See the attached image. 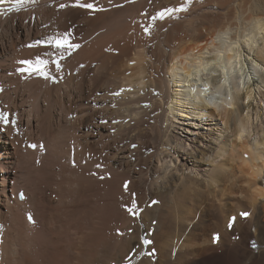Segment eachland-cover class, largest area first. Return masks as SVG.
Returning <instances> with one entry per match:
<instances>
[{
    "label": "bare ground",
    "instance_id": "1",
    "mask_svg": "<svg viewBox=\"0 0 264 264\" xmlns=\"http://www.w3.org/2000/svg\"><path fill=\"white\" fill-rule=\"evenodd\" d=\"M248 1L244 0L247 5L245 3V5L242 6L240 3L241 0H168L166 1L169 2L167 5H174L178 6L179 9L181 8L182 16L180 17V21H176L178 24L175 22L177 25L174 24V27L170 26L172 28L168 29L169 25H172L175 20L171 22V24H169V22H163L164 27L158 29V31H156L157 33H154V35L156 34L157 36H150L151 34L146 36L145 34H147V32L143 34V36H138L137 34L136 38V32H133L134 30L130 29L128 25L125 26L127 24L125 22L122 23H125V25L122 26L120 25L121 22L117 20V23L119 22L117 26L119 25L120 27H116L118 30L114 29L115 27H112L114 25L109 23L110 20L108 22L105 20L107 16L105 17L104 15L109 16V13H102L100 11L101 6H98L99 10L98 8L96 9L101 13L98 11L96 14H93V12L92 14L88 13L90 18L86 16V20L90 19V21L95 22V24L99 23L98 20H104L106 21L105 24L109 23V26L112 25V28L109 27L108 30L102 23L104 28H106V31L102 33L97 32L99 36L97 35V38H92L93 40H91V44L89 45L90 49L82 51L78 54L79 56H76V59L74 58L77 60L79 57L80 61L85 64L86 67L80 73L81 79L73 77L72 79H69L70 82L67 85H63L65 86L64 94L68 96L67 100L69 101L68 104L70 105V109L66 110L67 107L64 105L65 102L63 103L65 109H63V106L59 108L58 105L55 108L54 104L50 105L48 102L49 99H41L43 102H39L40 98L39 100L37 99V101H31L27 107L24 118H22L23 120L21 121V126L23 124V127L27 129V132L38 133V128L42 127L39 126L42 123H39V118L41 119L40 115L45 113V116L48 117V121L50 120L49 123L52 122L55 125H58L57 128H60L61 130L73 131L72 134L79 147L78 150L81 148L94 150L95 146H98L101 151L100 155L109 162V166L113 173L120 176H124V174L127 175L128 171L130 173L133 164H130L131 162L129 163L128 160L135 163L137 160L136 158H139L144 154L143 147H146L145 145H147H144L145 139L151 141L148 142L152 144L153 153L152 155L150 154L151 156L149 158H145L148 159L147 161L149 163L146 160V162H144V158L141 159L140 157L141 161L139 160V163L137 162V165H135L137 168L143 165L142 162L148 163V166H150L154 157L159 160L161 154L167 153L168 149H170L169 146L171 141L167 139L166 129L168 128V124H172L175 121H172L173 119L187 121L190 118H193L194 121L199 122L197 125H201L200 123L203 121L212 119L215 122L217 121L216 125H219L221 129L226 133H229V135L226 138L224 137L225 139L223 138L216 148L217 153L216 157H214V160L216 161L211 163L212 165L214 162L217 163H214L213 170L208 176L207 185L203 180L201 183L200 179H196L197 177L195 179L188 177L184 179L172 177L166 182H163L161 189L157 190L156 188H152L154 187L153 185L158 182H155L152 176L148 177L145 183L150 180L149 185L148 187L147 184L144 186L145 198H142L147 199L149 197L151 198L150 201L156 199L157 202L159 201V204L154 206L151 204L149 205V202L148 205L144 207L145 204L142 202L144 199H142L141 196H139V201L142 203L139 201V204L135 203L137 204L136 211H141L142 221L141 224H137L138 222L134 221L132 224L134 226L133 231H131L133 232L131 238L134 242L129 238L128 246H124L126 248L124 255H126V257L129 256L128 261L126 262L127 264H264V127L258 126V123H255L259 122L260 118H263V113L260 111L261 107L259 101L257 104L259 106L254 107L253 105V102L255 99L257 100L258 95L261 96L263 94L264 97V92L261 91V89L264 90V0ZM70 2L69 5L71 4ZM15 3L16 0H0L1 21L4 15L10 12L9 9L13 8ZM108 4L109 3H107V5ZM142 4L139 5L141 8H143ZM148 4L146 3L143 5L146 6ZM69 5H67V7ZM139 6L137 5V7L134 8L138 9ZM117 7H119V5ZM33 8L36 9L39 7L35 6ZM129 9L130 12L133 11L131 10L133 8ZM148 9H150L149 5ZM29 11L31 10L29 9ZM75 11L77 12V10ZM75 11L73 12L71 9L72 13H75ZM136 11L137 10H134L133 13H137ZM11 12H13V10ZM11 12L9 14H11ZM53 12H51V15ZM117 12H119V10H117ZM42 14L44 15V12ZM29 16L31 17V15ZM7 20L8 19H6V21ZM47 20L46 22L43 21V23H48ZM112 20L113 18L111 19V22ZM21 23L23 24V22ZM0 26V29L2 30V25ZM47 26L49 25L47 24ZM121 26L128 31L123 30L124 28L120 31L119 29ZM9 27L11 28V26ZM13 29L14 28H12V30ZM99 29L100 28L97 30ZM27 30L29 34V29L27 28ZM94 30L89 31L94 32ZM173 31L180 35L178 38L177 36L176 38H173L176 42L175 44L171 41L173 40L171 35ZM29 35L25 38H29ZM72 40L73 39H71V41ZM170 42L173 45L169 47L168 43ZM23 44L24 43H22V46L25 45ZM13 45L14 44H11V48ZM18 49L19 48H17V50L14 49V52L20 51V49ZM21 49L24 50L25 48L21 47ZM107 49L110 50L106 52ZM33 50L34 48H30L29 51H27V55L28 52L32 54L31 52H33ZM26 51L22 52L23 54L18 52L16 54H18V56H23ZM11 52H13V50ZM8 56L11 58V54ZM15 58L18 57L16 56ZM22 59H25V57ZM17 60L16 62H18ZM12 61L14 62V60ZM8 62L6 63L8 64ZM91 62L93 64L96 62L97 65H93V67L91 66ZM98 62L100 63L98 64ZM70 63L68 64L70 65ZM14 64L16 65V63ZM81 66L83 67L84 65ZM1 67L2 65L0 68ZM75 72L73 73L74 76ZM77 72H79V70ZM77 74L75 77H77ZM19 76L17 77L19 78ZM10 78L12 77L7 79L10 80ZM25 78L27 82L25 84L26 86L33 82H36L37 84L42 83L38 81L36 79L37 77H34V75L26 76ZM18 80L19 79L16 81ZM49 82L50 79L46 83ZM46 83H44L45 86L48 85ZM17 86L15 89L16 91H18L17 88H19ZM61 86L59 87V90H61ZM28 88L29 87H27V90ZM32 90L33 88L31 91L29 88L30 93H35L34 91L32 92ZM98 91H100V96L95 97V100H92L99 102H95L96 105H100L99 109H94L89 105L88 107H83L82 104L90 99V95L92 96ZM86 93L89 95H86ZM117 93L119 94L117 95ZM44 95H46V92ZM11 96L12 95H10V97ZM33 97L35 98V96ZM11 98L10 100H13L12 104L16 105L19 100L17 101L15 97ZM89 104L91 105V103ZM50 106H52L51 109H49ZM5 107H7V104ZM8 107L10 106L8 105ZM95 118H100L102 123L108 122V124L103 123L104 125L101 126L93 125V120H95ZM36 120L37 125L35 126L34 121L36 122ZM114 122L117 123L115 127L113 126V124H115ZM24 123L26 124L24 125ZM45 131H47V128ZM112 131L113 133H111ZM60 133L61 132L58 131V134ZM62 134L65 137L66 133L64 134L63 132ZM13 135L11 136L7 133L4 128L0 129V171L10 166L14 167L13 160L17 159L19 152L22 153V151H19V149L15 147L17 142L15 138H12ZM61 135H57V137H60ZM125 136H128V138L131 137L129 143H132V145L135 141H140L142 146H138L137 151L136 149L135 151L132 149H127L125 151L122 147H119L120 143L124 142L126 139L124 138ZM74 137H72V139ZM56 138H53L52 140L49 138L51 141L48 139L46 141L47 143H43V145L45 144L47 151L49 150L47 153L53 154L54 157H61V161H56L59 162L60 165L63 158L61 156V151L56 148L58 146ZM218 139L219 138H217V140ZM40 143L41 142L37 143V145L41 146ZM41 150H43V147ZM30 151L34 155L40 154H37L38 149L32 150L30 148L28 152ZM119 151L121 154L126 155L125 159H121L118 154ZM160 152L161 154L159 155ZM42 155L43 154L41 153V156ZM65 155L67 154L65 153L64 156ZM200 155L201 156L197 157L190 154L188 157L191 158L190 161L194 162V164L201 163L202 161L206 163L205 160L207 154L202 152ZM47 156L48 155H44V159L48 160L49 157ZM36 157L37 156L34 158L36 159ZM41 158L43 159V157ZM219 158H222L223 160L218 161ZM31 159L34 161L33 158ZM25 160L26 157L24 158V161ZM28 160H30V158ZM52 160L54 161V158H52ZM26 162L28 161L26 160ZM35 162H28L31 166L29 168L27 167L28 169L26 171L23 170L19 173L16 171L14 177L11 175L0 177V212L3 213L4 211L7 216L4 221L0 220V234L2 235V240L0 241V264H56L57 260L55 261L54 245H51L50 247V241L48 242L47 240L42 239L43 237L39 234H41V232L45 235L53 233L54 216L57 215L59 211L62 213V210H65V213L66 211L70 212V210L67 207H64L66 198H64L61 193L57 194L59 198H53L52 195H48L50 185H48L49 181L45 180L48 178L45 176V172H48L49 168L53 167L51 162L49 168L47 166L48 163H44L48 161H44L43 164L46 165L42 166ZM63 167L61 166L60 168ZM68 172L65 173L67 174ZM134 173L137 174L136 171ZM148 173L146 172L144 174V172H141L140 175H143L144 177V175L146 176ZM66 174H64V177ZM131 174L132 171L128 176L131 177ZM66 177L68 178L69 176ZM223 180H226L227 183L232 182L229 184V187H236V189L232 188L230 191H227L226 188L225 192L222 189V191H218L215 185L217 184L218 186ZM10 181L16 183L12 196H9L6 192V184ZM60 181H63L66 185L65 181L68 180ZM133 181L135 182L134 185H136L137 181H135V179H133ZM227 183L226 186L228 185ZM57 186L58 184H56L55 187L57 188ZM59 186L57 189L60 190ZM134 187H137V185ZM19 191L25 193L22 201L17 198ZM59 192L60 191L57 193ZM75 196H77V194ZM135 204L133 203V205ZM233 204L237 205V208L239 207V211L235 213L233 212L235 211V209L232 208ZM71 210H73V208ZM247 212L250 213V218L246 223L238 216L239 213L240 216H243L242 214ZM27 213L32 214V222H29L26 219ZM231 215H236L237 217L233 223L235 224L233 228L229 226L231 224H227ZM248 225L252 227V230L249 232L247 231L248 229L246 230L247 227L250 228ZM146 239L150 240L151 243L145 244L144 241ZM135 240H137V242H135ZM51 248H53V251ZM56 249H58V246ZM119 251L121 250L119 249ZM124 251L123 248V252ZM146 252L148 254L150 252V256H148ZM154 252L156 253L154 254ZM63 253L64 252L62 251V254ZM58 257L61 259V257L63 258L64 256L58 255L57 258ZM78 257L77 259H80V257ZM65 258L68 257L66 256ZM120 261L122 262L123 260ZM120 261L119 263H121ZM77 262L81 263L82 261ZM66 263H68V260ZM87 263H89V261Z\"/></svg>",
    "mask_w": 264,
    "mask_h": 264
},
{
    "label": "rangeland",
    "instance_id": "2",
    "mask_svg": "<svg viewBox=\"0 0 264 264\" xmlns=\"http://www.w3.org/2000/svg\"><path fill=\"white\" fill-rule=\"evenodd\" d=\"M124 1L123 0H117V1L116 0H99V2H98V0H83V1L82 0H71V2H70V0H62V1L61 0H35L34 3H27L26 2L25 3L26 6L24 5L19 12H16L14 10V5H13V8H11V9H13V12L10 11L12 15L9 14L10 12H8L6 15H4L5 18L3 17V19H2V21H4V22H2L1 18H0V21H1L0 25H2V30L0 29V34L2 33L0 35V37H1L0 38V59L2 60V61L0 60V63H1L0 66L2 65V67H1L2 69L0 68V74L4 73V74L0 75V77H1L0 78V89H2V90H0V97H1L0 98V112H5V113L8 114L7 115L8 123H4V122L0 121V124H1L0 125V129L4 128V130L7 133H9L11 136L14 134L12 138L13 139L15 138V140L17 142L15 147H17V149H19V151H22V153L19 152V155H18L17 159L13 160L14 161L13 162L14 163V167L10 166L8 168H4V170H1L0 171V177H5L7 175H11L12 177H14V175H15L14 173L16 171H18V173L23 171V170L26 171L31 166L30 164H28V162L31 163V162L37 161L35 163L36 164L38 163L41 166L42 165H46L48 163V165H47L48 168L50 167V162L53 165V167L49 168V171L51 169L50 172L49 171L45 172V176L48 177L45 180L46 181L48 180L49 181L48 185H50L49 186L50 188L48 187L49 188L48 195H52L53 198H55V197L59 198L57 196V194L61 193V195H63L64 198H66L65 199L66 203L64 202V204H65L64 207H67L70 210V212L66 211L64 213L65 210H62V213H61V211H59V213H57V215L54 216V220H53L54 231H53V233H51L49 235H45V234H43V232H41V234H39V235H41L43 237L42 239L47 240L48 242L50 241L49 242L50 247H51V245H54L53 248H54V254H55V261L57 260L56 264H64V263L65 264H74V263L75 264H123V263L127 264L126 262L128 261L129 256L126 257V255H124V253L126 252V248L125 247H126V245L128 246V243H129L128 239L129 238H130V240H132V242H134L133 239L131 238L133 236L132 235L133 232H131V231H133V227H134L132 224L134 223V221L138 222L137 224H141V221H142L141 211H136V210H137V204H139V202H141V201H139L140 200L139 196H141V198L144 197V194H145V192H144L145 191V189H144L145 187L144 186L147 184V187H148V185H149V181L150 180L147 183H145V181H147L148 177L152 176L153 179L155 180V182H158L157 184L153 185L154 187L151 186V187H153L152 189L156 188L157 190L161 189V187L163 186L162 185L163 182H166L169 178H172V177L182 178V179L187 178V177L195 179L197 177L196 179H198V180L200 179L201 183L203 181L206 182V185H207L208 184V176L212 172L213 166L217 163V162L216 163L214 162L215 164L213 163V165L211 163L213 161H216V160H214V157H216V153H217V149L216 148L219 145V143L223 140V138L224 137L226 138L229 135V133H226L223 129H221V127H219V125H216L217 121L215 122L212 119H209L210 121L209 120L203 121L202 123H200L201 125H197L199 122L194 121L193 118H190L187 121L180 120V119H177V120L173 119L172 121H174V120L175 121L172 124H168L167 125L168 128L166 129L167 139H169L171 141L170 142V146H169L170 149H168L167 153H165V154H161V152H160L159 153V155L161 154L160 155V159L158 160V158L154 157L152 164L150 166H148V163H149L147 161L148 159H145V158H149L152 155L153 147H152V144L149 143L151 141H149V139H145L144 145L145 144H147V145H145L146 147H143V149H144L143 153L144 154H142V156H140V157H141V159L144 158V162L147 161L148 163L142 162L143 165L137 168L135 165H137V162L140 160V157L136 158L137 160H136L135 163L133 161H131V160H128L129 163L131 162L130 164H133V167L130 169L132 171V174H131V177H130L128 175L131 173V171H130V173L128 171V174L127 175L124 174V176L123 175L120 176V175H117V174L113 173V171L111 170V168L109 166V162L106 161L102 157V155H100L101 151H100V148H98V146H95L94 150L85 149V148H81V149L78 150L79 147L77 145L75 137L72 134L73 131L70 132V131H66V130H61L60 128H57L58 125H55L52 122L49 123L50 120L48 121V119H47L48 117L45 116L46 115L45 113H42L40 115L41 119L39 118V123L42 122L43 124L44 123L45 124L43 125L41 123L39 125V126H42V127L38 128L39 129L38 133L27 132L26 131L27 129H25V127H23V124L21 126V121L23 120L22 118H24V114L27 111V107H28L29 103L31 101H34V100L37 101V99L39 100V98H40L39 102H43L44 99H47V100L49 99L48 102L50 103V105L54 104L55 108H56L57 105H58L59 108H61L63 106V103L65 102L64 105L68 108V109L66 108V110L70 109V107H69L70 105L68 104L69 101L67 100L68 96H66L64 94L65 86H63V85H67L70 82L69 79H72L73 77L81 79V74L80 73L85 69L86 65L83 64L80 61L79 57L77 58V60H75L76 56H79L78 54L81 53L82 51H86V49H90L89 45L91 44L90 43L91 40H93L94 37L97 38V35H98L99 32L102 33V32L106 31V28H104V25H105V27H107L108 30H109V27H111L112 25H114V26H112V27H115L114 29L118 30V28L120 26L118 25L119 26L118 27L117 24H119V22H121L120 25H122V26H124L125 23H127L125 26L128 25L130 27V29L134 30L133 32H136V35L134 34L135 38L137 37V34H138V36H143V34H145L147 32L148 33L145 34L146 36H149L151 34L150 36H154L155 37L156 34L154 35V33H157L156 31H158V29L164 27L163 22L164 23L165 22L166 23L169 22V24H171V22H173L175 20L172 25H169L168 29H170V28L174 27V24H175L176 21H178V20L180 21V17L182 16L181 8L179 9L178 6H174V5H170V6L167 5L169 2H166V1H168V0H166V1L165 0L164 1L163 0H155V1L154 0L153 1H148V0H144V1L143 0H124ZM171 1H173V0H171ZM69 2L71 3L70 5H69ZM160 2H161V4H160ZM84 3L85 4L92 3L96 7L94 8V10L93 9H88V8L85 9V7L81 6ZM107 3H109V4L107 5ZM142 3L144 5L146 3L147 4L149 3L148 5H149L150 9H148V5H146L147 6L146 7ZM240 3L243 6V5H245L246 2H244V0H241ZM33 4L36 7L38 6L40 9L39 8L34 9L33 7H35V6ZM62 4H63V7H62ZM117 4L119 5V7H117L118 6ZM141 4H142L143 8H141V6H139ZM28 5H29V7H28ZM65 5H66V7H67V5H69V6L66 8ZM127 5H129V6H127ZM137 5L139 6L138 9L134 8V7H137ZM246 5H247V3H246ZM42 6H43V9H42ZM98 6L99 7L101 6L100 7V11L102 13H104V12H105L104 14L109 13V16L108 15H104L105 17L107 16V18L105 19V17H104V19L107 20V22L110 20L109 23L112 24L111 26H109L110 25L109 23H107L108 24V26H107V24H105L106 21H104V20H102V21L98 20L99 23H97V24H95V22H93V21L91 22L90 19L86 20V16H88V13L92 14V12H93V14H96V12L99 10ZM161 6H162V8H161ZM57 7H59V8H57ZM104 7H105V9H104ZM128 7L129 8H133V9H131L133 11L137 10L136 11L137 13H133V11L130 12L129 11L130 9ZM96 8H98V10ZM25 9H27V10H25ZM29 9L31 11H29ZM71 9L73 10V12L75 10H77V12L75 11V13H72ZM24 10L26 11V15H25V11ZM33 10H34V12H33ZM40 10H42L44 12V15L42 14L43 12L40 11ZM117 10H119V12H117ZM27 11H28V13L30 12L31 14L30 13L28 14ZM162 11L165 12V16H164L163 19H160L158 14L160 12H162ZM40 12H42V13H40ZM51 12H53L52 15H51ZM64 12H66V13H64ZM101 12H99V13H101ZM127 13H129V14H127ZM7 15H9L10 17L7 16ZM29 15H31V17ZM136 15H137V17H136ZM110 16H111V18H110ZM6 17H9V18H6ZM44 17L47 18L48 20L49 19L50 20L48 21ZM82 17H83V19H82ZM88 17L90 18V16H88ZM153 17H156V19L153 20ZM112 18H113V20L111 22ZM6 19H8L9 21L8 20L6 21ZM26 19H27V21H26ZM102 19H103V17H102ZM46 20H47L48 23H45ZM117 20L119 21L118 23H117ZM144 20H146V21H144ZM167 20H169V21H167ZM43 21H45L44 22L45 24L43 23ZM67 21H69V22H67ZM21 22H23V24ZM123 22H125V23L122 24ZM130 22H131V24H130ZM91 23H94V24H91ZM115 23H116V25H115ZM10 24H12V25H10ZM47 24L49 26H47ZM89 24H90L91 27L89 26ZM100 24H102L103 26L100 25ZM177 24H175V25H177ZM8 25L11 26V28ZM13 25H15V26H13ZM94 25H96V26H94ZM122 26L119 29L120 31H122V29L124 28ZM170 26H172V27H170ZM26 27L29 29V34L30 35L28 34V30H27ZM42 27H43V29H42ZM95 27H96V29H95ZM116 27H118V28H116ZM129 27H127V28H129ZM4 28H5V30H4ZM12 28H14V29L12 30ZM90 28H92V29H90ZM98 28H100L99 29L100 31L97 30ZM125 29L126 28H124L123 30H125ZM130 29H129V31H130ZM145 29H147V31H145ZM17 30L19 31V33H18ZM86 30H87V32H86ZM89 30H92V31L94 30V32L95 31L96 32L95 33L94 32H90ZM125 31H128V30H125ZM153 31H155V32H153ZM66 32L67 33H71V39H73L71 41V43H75V44H79V45L81 44L78 49L73 50L72 54L69 55L73 59L70 58L69 56H67L64 60H62L63 61V62L61 61L62 69H61L60 72H56L55 71V66L54 65H50V71H51L52 75L55 76V78H56L55 81H53V80L51 81V79H50L49 83H51V84L46 83V82H48L49 79L45 81L44 78H42V77L38 78V76L34 75V77H37L36 79L38 81L42 82V83H39L40 84L39 85L36 82H33V83H29L26 86L25 84L27 82H26V78L25 77L26 76H33V75H31V74H29L27 72H25L24 74L21 73L19 71V69L22 68V67H27V66L26 65H22L21 63H19V61L20 60L21 61H23V60L24 61L25 60H35V58L37 56L43 57L42 54L44 52L50 50L49 47L46 46V44H40V46H34V47H29L28 45L35 44V41H37V40H39V39H41L43 37H48V36H52V35H59V34H63V33H66ZM133 32H132V34H133ZM17 33H18V35L20 37L17 35ZM27 34L29 35V38H25L26 36H28ZM94 35H96V36H94ZM171 35H172V39L176 38V36H177V38L180 36L179 33L175 32V31H173L171 33ZM14 41H15V43H14ZM20 41L22 43H24L25 45L23 44L24 46H22V43ZM27 41H29V42H27ZM171 41H172V43L174 42L173 44L176 43L174 41V39L171 40ZM17 42H18V45H17ZM172 43L171 42L168 43V46L169 47L172 46L173 45ZM11 44H14L15 46L13 45L12 48H11ZM15 47L19 48L20 51L14 52V49L17 50V48H15ZM21 47L22 48L24 47L26 50L28 48L29 49L30 48H32V49L34 48V50H33V52H31L32 54H30V52H28V55H27V51H29V49L27 51L24 49L26 51V53H24V54L27 55V56H25V55L22 56L21 55V54H23L22 52H25V51L23 49H21ZM36 48H38V49H36ZM12 50H13L14 53L11 52ZM109 50L107 49L106 52L109 51ZM17 52L21 53V54H19L21 56H18V54H16ZM10 54H11V58L12 57L15 58L17 56L18 58H15V59L16 60L18 59L17 60L18 62H16V60L12 58V60H14V62H13L11 60V58H9L10 56H8ZM13 54H15V55H13ZM29 54H30L31 57L29 56ZM19 57H20V60H19ZM21 57L22 58L25 57V59H22ZM26 57H28L29 59L26 58ZM7 58L10 59V60H8ZM10 61L13 62V63H11ZM2 62H3V64H2ZM6 62H8V64ZM67 62L68 63L71 62L70 65ZM72 62H73V64H72ZM14 63H16V65ZM95 63L94 64L92 63L91 66H93V65L96 66L97 63L96 64ZM99 63L100 62H98V64ZM10 64H12V65L14 64V65L12 66ZM78 64H79V66H78ZM88 64H90V63H88ZM8 65H10V66H8ZM81 65H84L83 66L84 68ZM15 66H16V68H15ZM3 67H4V69H3ZM12 67H13V69H12ZM75 69H76V72H75ZM6 70H7V72H6ZM72 70H74V71H72ZM78 70H79V72H77ZM74 72H75V76L78 73L77 77L74 76V74H73ZM7 75H9V76H7ZM79 75H80V77H79ZM17 76H19V78ZM9 77H12L14 79L10 78V80H11V82H10V80L7 79ZM20 78H22V79H20ZM6 79H7V81H6ZM15 79L16 80L19 79V80L16 81ZM27 79H28V77H27ZM21 81H23V82H21ZM44 83H46L48 85L45 86ZM33 84H35V85H33ZM38 85L40 87L42 86L41 88H43V89H41ZM59 85L63 86V87L61 86V88H60L61 90H59V87H60ZM16 86L19 87V88H17L18 91L15 90ZM8 87H9L10 90L8 89ZM23 87H25V88H23ZM27 87L30 88V91L33 88L32 92L34 91L35 93H30L29 88L27 90ZM55 87H56L57 91L55 90ZM52 88H53V90H52ZM21 90H22V92H21ZM7 91H9V92H7ZM261 91L264 92L263 89H261ZM45 92H46V95H44ZM47 93H49V94H47ZM7 94H8V97H7ZM9 94L12 95L11 97H15L17 99V101L19 100L17 102V104H16L17 106L12 104L13 100H10L11 97H10ZM86 95H89V94L86 93ZM33 96H35V98L36 97L37 98L35 99ZM99 96H100V91H98L96 94H93L92 96L90 95V99H88V101H90V102L85 101V103H83L82 106L83 107H85V106L88 107V105H89V106L93 107L94 109H99L100 105L99 104L96 105V103H99V102L93 101V100H95V97H99ZM41 99H43V100H41ZM10 101H11V103H10ZM21 101H22V103H21ZM258 101H259L260 107L262 108V109L260 108V111H261V113H263V118H260V121H259L260 123L259 122H255V123H258V126L264 127V120H263L264 119V97H263V94L261 96L260 95L257 96V100L255 99V101L253 102L254 107L259 106V105H257ZM5 102H7V103H5ZM60 103H61V105H60ZM89 103H91V105ZM6 104H7V107H5ZM8 105L10 107H8ZM96 107H98V108H96ZM51 108H52V106H50L49 109H51ZM17 109H19V110H17ZM63 109H65L64 106H63ZM45 117H46L47 122L45 120ZM101 123L102 122L100 121V118H95V120H93V125L95 124L97 126H101V125H104V124H108V122H106V123L103 122L104 124L103 123L101 124ZM25 124L26 123H24V125ZM116 124L117 123L113 124V126L115 127ZM34 125L35 126L37 125V120H36V122L34 121ZM52 125H53L54 128L52 127ZM46 128H47L48 132L45 131ZM56 129H57V132H56ZM58 131L61 132V133L58 134ZM222 131H224V132H222ZM63 132H64V134L66 133L65 137L62 134ZM68 132H70V133H68ZM111 133H113V131ZM57 135H61L62 137L61 136L57 137ZM46 136H48V137H46ZM72 137H74V138L72 139ZM49 138L51 140L53 138H56L57 141H58V146L56 148L61 151V154H62L61 156L63 158L62 159L63 163L61 162L62 164L60 163V165H59V162H56V161H61V159H60L61 157L60 158L56 157V156L54 157L53 154L47 153L49 150L47 151V147H45V144L47 143L46 141ZM124 138H126V139L124 140V142L120 143L119 147L120 148L122 147L125 151L127 149H129V150L132 149L134 151L136 149V151H137L138 150V146H142V144H140L141 143L140 141H135L134 142L135 145H134V143L132 145V143H129V141H131V137L128 138V136L127 137L125 136ZM217 138H219V139L217 140ZM38 141L41 142L40 144L43 147V150H41L42 149L41 146L37 145V143H39ZM43 143H45V144L43 145ZM70 144H72V145H70ZM33 145H35V147H33ZM30 148L32 150L38 149V151H37L38 153L37 154H39V153L40 154L39 155H34V154L31 153V151L28 152L30 150ZM164 150H166V149H164ZM41 151H43V152H41ZM121 152H122V150H121ZM174 152H176V153H174ZM202 152H204L208 156V157L206 156V160H205L206 163H204V161H202L201 163L199 162V163L194 164V162L190 161L191 158H189L188 155L192 154L193 156H197L198 157V156H201L200 154ZM41 153L43 154L42 156H41ZM65 153L67 155L64 156ZM75 153H76V155H75ZM20 154H23V155H20ZM118 154L121 157V159L122 158L125 159L126 155L121 154L120 151L118 152ZM26 155H28L30 157H28ZM44 155H48L47 157H49V159L48 160L44 159L45 158ZM52 155H53V157H52ZM24 156L26 157V160L28 162H26V160L24 161V158H25ZM35 156H37L36 159L34 158ZM82 156H83V158H82ZM165 156H167V157H165ZM38 157H39V159H38ZM41 157H43L44 160ZM51 157L54 158L55 162L52 160ZM100 157H102V158H100ZM29 158H30V160H28ZM31 158H33L34 161ZM50 158H51V160H50ZM58 158H59V160H58ZM104 160H105V162H104ZM220 160L222 161L223 159L219 158L218 161H220ZM44 161H48V162H44ZM23 162L27 166L24 165ZM43 162L46 163V164H43ZM54 163H56V164H54ZM59 166L60 167L64 166V167L60 168ZM54 168H55V170H54ZM147 168L149 169V171H148ZM41 170H42V167H41ZM68 170H69V172H68ZM7 171H8V173H7ZM135 171H136L137 174L134 173ZM55 172H56V175H55ZM65 172H68V173L66 174ZM141 172H144V174L146 172L147 173L149 172V173L146 176L144 175V177H145L144 178L143 175H140ZM71 173H72V175H71ZM50 174H52V175H50ZM64 174H66L65 177H64ZM182 174H183V176H182ZM139 175H140L141 180L139 178ZM54 176H56V177H54ZM66 176H69V177L67 178ZM64 178H66V179H64ZM59 179L60 180H64V181L68 180L69 182L65 181L66 182V185H65V183L63 181H60ZM133 179H135V181H137V183H136L137 187H134L136 185H134L135 182L133 181ZM52 181H54V182H52ZM73 181H76V182H73ZM223 181H221V184L219 183L218 186H217V184L215 185L217 187L218 191H220L222 189L225 192L226 188H227L226 189L227 191H230L232 188L236 189V187H231V186L229 187V184H231L232 182L227 183L226 180H223ZM10 182L8 184H6V186H7V191L6 192L9 194V196H12L13 190L15 189L16 183H14L12 181H10ZM225 182L228 184L227 186H226ZM56 184H58V186L60 185L59 186L60 190L57 189L58 186H57V188L55 187ZM67 184H68V187H71V188H68ZM71 184H72V186H71ZM125 185H127V188H125ZM73 188H75V189H73ZM53 190H54V192H53ZM55 190H56V192H55ZM61 190H63V191H61ZM58 191H60V192L57 193ZM71 191H73V192H71ZM62 193H64V194H62ZM140 193H142V194H140ZM66 194H68V195H66ZM71 194H72L73 197L71 196ZM76 194H77V196H75ZM68 196H69V198H68ZM70 198L73 201L74 200L75 201L73 202ZM144 198H142V199H144ZM0 199H1V197H0ZM147 199L142 200V202H144V204H145L144 207L146 205H148L149 202H150L149 205L151 204V205L156 206V205L159 204L158 203L159 201L157 202L156 199H152V201H150L151 198H149L148 200ZM70 200H71V202H70L71 204L69 203ZM133 200H134V202H133ZM145 202H147V203H145ZM133 203L134 204L137 203V204H135L136 207H135V205H133ZM233 205H235V204H233ZM233 205H232V208L235 209V211H233V212L235 213V212L239 211L238 210L239 207L237 208V205H235V206H233ZM0 207H1V205H0ZM72 208H73V210H71ZM129 209H133V211L130 212ZM240 209H243V208H240ZM0 214H1L0 215V220L4 221L7 218V216L5 215L4 211H3V213L0 212ZM245 214H247V215L240 216V213H239L238 217H240L241 220H243L244 222L247 223L248 219L250 218V216H249L250 213L247 212ZM59 217H60V219H59ZM236 218H237L236 215H231V217L229 218V222L227 224L228 225L231 224V225H229V226H231V228L234 227L235 224H233V223L235 222ZM61 223H62V225H61ZM248 226L250 227V225H248ZM246 230L249 232L250 230H252V227H250V228L247 227ZM142 238H143V236H142ZM142 238H141V242H142ZM135 242H137V240H135ZM64 244H66V245H64ZM80 244H81V246H80ZM57 246H58V249H56ZM65 246H67V247H65ZM53 248H51L52 251H53ZM123 248L125 250L124 252H123ZM119 249L121 251H119ZM56 251H57V253H56ZM58 251H60V252H58ZM62 251L64 252L63 254H62ZM155 253L156 252H154V254ZM77 254H79V255H77ZM58 255L64 256V257L63 258L61 257V259H60L59 257L57 258ZM147 255L150 256V252H149V254L147 253ZM66 256L68 258H65ZM75 256H77V257L79 256L82 262L80 261V259H77V257H75ZM94 257H96V258H94ZM124 259H127V260H124ZM67 260H68V263H66ZM84 260H86V261H84ZM87 260L89 261V263H87L88 262ZM120 260H123V261L121 262ZM77 261H79L81 263H78ZM119 261L121 263H119ZM110 262H112V263H110Z\"/></svg>",
    "mask_w": 264,
    "mask_h": 264
},
{
    "label": "snow or ice",
    "instance_id": "3",
    "mask_svg": "<svg viewBox=\"0 0 264 264\" xmlns=\"http://www.w3.org/2000/svg\"><path fill=\"white\" fill-rule=\"evenodd\" d=\"M34 3L35 0H16V3L14 5V10L16 12H19L21 8L25 5V3ZM82 7L88 8V9H94L95 5L92 3H87L81 5ZM63 7V5H62ZM13 9H9V11H12ZM159 18L163 19L165 16V12H160ZM156 17H153V20H155ZM147 31V29H145ZM226 39V37H225ZM40 44H46L49 47V51H46L43 53V57L37 56L35 60H25L21 61L20 63L22 65H26L27 67H22L19 69L21 73H29L31 75H36L38 77H42L45 80L51 79L55 81V76L52 75L50 71V65L55 66V71L60 72L62 69L61 61L64 60L67 56L71 55L73 50L78 49L80 47L79 44L71 43V33H63L59 35H52L48 37H43L37 41H35V44L28 45L29 47L38 46ZM2 90V89H0ZM119 93H117L118 95ZM7 113L0 112V121L4 123H8L7 120ZM14 123V122H13ZM35 147V145H33ZM125 188H127V185H125ZM22 195V194H21ZM130 212L133 211V209H129ZM247 215V214H242ZM31 219V217H29ZM218 239V237H217ZM145 244H150V240H145Z\"/></svg>",
    "mask_w": 264,
    "mask_h": 264
}]
</instances>
